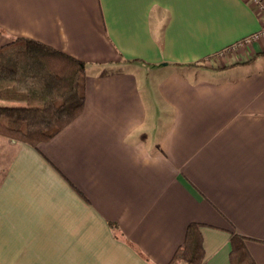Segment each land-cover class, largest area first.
<instances>
[{
    "label": "crops",
    "instance_id": "obj_1",
    "mask_svg": "<svg viewBox=\"0 0 264 264\" xmlns=\"http://www.w3.org/2000/svg\"><path fill=\"white\" fill-rule=\"evenodd\" d=\"M263 26L253 0H0V50L87 62L71 123L0 134V264H168L193 221L205 264L231 231L264 264Z\"/></svg>",
    "mask_w": 264,
    "mask_h": 264
},
{
    "label": "trees",
    "instance_id": "obj_2",
    "mask_svg": "<svg viewBox=\"0 0 264 264\" xmlns=\"http://www.w3.org/2000/svg\"><path fill=\"white\" fill-rule=\"evenodd\" d=\"M87 62L32 37H18L0 50V134L38 147L83 111ZM249 237L231 231V264H257ZM205 264L201 223L187 226L168 264Z\"/></svg>",
    "mask_w": 264,
    "mask_h": 264
},
{
    "label": "built area",
    "instance_id": "obj_3",
    "mask_svg": "<svg viewBox=\"0 0 264 264\" xmlns=\"http://www.w3.org/2000/svg\"><path fill=\"white\" fill-rule=\"evenodd\" d=\"M253 2L257 6H259L260 10L263 12V15H264V0H253ZM261 32L264 33V26H263V29H262ZM259 34L260 33H255L252 36H249V37L245 38L244 40L249 42V41H251V39L259 37ZM238 44H240V43H238ZM238 44L233 45V48L236 47ZM230 48H232V47H230Z\"/></svg>",
    "mask_w": 264,
    "mask_h": 264
},
{
    "label": "rangeland",
    "instance_id": "obj_4",
    "mask_svg": "<svg viewBox=\"0 0 264 264\" xmlns=\"http://www.w3.org/2000/svg\"><path fill=\"white\" fill-rule=\"evenodd\" d=\"M235 49H232V50H226L223 52V55H221L220 57H218L216 60H214V62H212V64H223L225 63V61L228 60V54L231 53L232 51H234ZM0 103H10L9 100H4V99H0Z\"/></svg>",
    "mask_w": 264,
    "mask_h": 264
}]
</instances>
